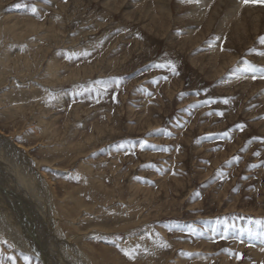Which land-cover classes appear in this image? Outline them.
Returning <instances> with one entry per match:
<instances>
[{
	"label": "rangeland",
	"instance_id": "rangeland-1",
	"mask_svg": "<svg viewBox=\"0 0 264 264\" xmlns=\"http://www.w3.org/2000/svg\"><path fill=\"white\" fill-rule=\"evenodd\" d=\"M239 1L0 0V135L87 264H264V4ZM18 233L0 264H43Z\"/></svg>",
	"mask_w": 264,
	"mask_h": 264
},
{
	"label": "bare ground",
	"instance_id": "bare-ground-1",
	"mask_svg": "<svg viewBox=\"0 0 264 264\" xmlns=\"http://www.w3.org/2000/svg\"><path fill=\"white\" fill-rule=\"evenodd\" d=\"M207 1L200 0L198 4L199 6H204L208 3ZM236 9H238L237 4L234 10ZM18 146H15L11 140H7L3 135H0V157L2 153L4 155H2L3 158L1 157V162L3 163H0L1 181L4 180L8 184L12 181L18 190H22L20 195L24 199V202L7 199L0 200V203L2 202L3 205L0 210L3 212L5 218L0 217L1 228L3 231L16 230L17 233H21L25 248L26 245L30 247V242L37 245L40 243V246L42 244V251L39 248L40 246L36 245L35 251L40 256L43 264H51V260L57 264H67L65 262L68 261L70 264H87L82 259L83 255L76 252L72 239L70 237L66 238L60 233L55 220L56 216L51 212L50 203L47 202L49 199L42 189L40 175L37 178L38 174L35 162H32L28 156L16 150ZM9 191H11V188ZM19 212H22L24 215L19 216ZM11 216L14 217L13 223L10 222ZM24 218L25 222L28 221L26 227H24ZM25 228L30 233V237ZM25 232L27 233L26 236Z\"/></svg>",
	"mask_w": 264,
	"mask_h": 264
},
{
	"label": "snow or ice",
	"instance_id": "snow-or-ice-1",
	"mask_svg": "<svg viewBox=\"0 0 264 264\" xmlns=\"http://www.w3.org/2000/svg\"><path fill=\"white\" fill-rule=\"evenodd\" d=\"M243 2H244V4H264V0H243ZM261 43L262 44H264V38H261ZM88 53H86V52H84V53H71V54H66V58L67 59H71L72 57H74V56H79V55H87ZM156 67H159V68H165V67H168V68H170V70H171V72H172V74H176V67H175V65H174V63L172 62V61H168V63L167 64H158V65H156ZM245 71H247V72H252L253 73V75H252V79L253 80H255V79H257L258 77H257V75L255 74L256 73V69L255 68H253L251 65H248L246 68H245ZM260 71V75H259V78L260 79H264V69H260L259 70ZM165 79H166V77H165ZM97 83H100L99 81H97ZM119 83V81H117V84ZM92 89H82V91H91ZM75 94H80V93H75ZM50 99H51V97H49ZM113 100L115 101V99H116V95L115 94H113ZM214 102H217L216 101V98H209V99H206V100H204V101H202V103H205V104H208V103H214ZM221 102H223V103H225V104H227L228 103V99L227 98H222L221 99ZM191 107H195V105H192ZM216 114L217 115H223V112L222 111H219V110H217V112H216ZM236 128H238L239 130H243V125H240V124H238V125H236L235 126ZM230 135V131H225L224 133H223V136L224 137H228ZM252 139H254V140H260L262 143H264V138H259V137H253ZM139 146H140V148L141 149H143V148H145L146 146H148V144H147V141H144V140H141L140 141V144H139ZM120 147L121 148H123L124 147V144H121L120 145ZM151 147L152 148H156L157 146H155V145H151ZM166 150V149H165ZM254 155H259V152H256V153H254ZM251 166H253V167H255V165H251ZM225 237H221V239H224ZM161 247H164V246H166V245H160ZM117 247H119V245H117ZM140 246L139 245H137L136 246V248H134V249H121V251L124 253V255L125 256H127V257H129V258H134V253H135V251L139 248ZM228 251H231V250H228ZM186 255H191V253H186ZM234 255H235V258L236 259H241L242 258V254H240V253H234ZM10 259H13V264H14V258H10ZM23 260L25 261V264H28V261H29V257L27 256V255H24L23 256Z\"/></svg>",
	"mask_w": 264,
	"mask_h": 264
}]
</instances>
